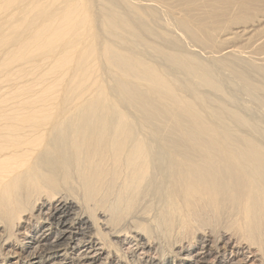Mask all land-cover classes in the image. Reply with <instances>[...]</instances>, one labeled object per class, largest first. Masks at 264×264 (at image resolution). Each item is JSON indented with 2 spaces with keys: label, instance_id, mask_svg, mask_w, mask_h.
<instances>
[{
  "label": "bare ground",
  "instance_id": "6f19581e",
  "mask_svg": "<svg viewBox=\"0 0 264 264\" xmlns=\"http://www.w3.org/2000/svg\"><path fill=\"white\" fill-rule=\"evenodd\" d=\"M101 1L100 15L94 0H0V264L15 250V264H264V142L244 129L264 131L216 81L264 93V34L208 64L183 40L213 53L204 15L264 0H149L171 18L157 36L129 20L157 10Z\"/></svg>",
  "mask_w": 264,
  "mask_h": 264
},
{
  "label": "rangeland",
  "instance_id": "374dc122",
  "mask_svg": "<svg viewBox=\"0 0 264 264\" xmlns=\"http://www.w3.org/2000/svg\"><path fill=\"white\" fill-rule=\"evenodd\" d=\"M101 0H94V4H95V6H96V8L98 9L99 8V13H100V15L102 14V11H101V9H100V7H101V5H102V1L100 2ZM140 1V2H139ZM106 2H110V4H111V6H112V9L115 11V10H117V11H119V12H121V13H123V14H125L126 15V18H128L129 16H130V14H131V12L130 13H128V12H126L128 9H129V7L130 6H132L133 4H135V5H139L140 7H146V5H149L148 7H146L148 10H149V8L150 9H154L155 11L157 10L158 12H155L156 14L154 15V17L155 18H149V17H147V21L146 22H142L141 20H139L138 19V17H136L134 14H133V16L131 17V18H129V20L131 21V24L132 25H134V26H136V27H138V26H142L143 27V33L147 36L149 33H150V35H152L153 33H155L156 34V36H157V33H156V29H157V27H156V25L154 26V24H153V19H154V21L155 20H158V18H161V19H159V20H163V21H170L171 20V18L170 19H167V17H169V15H167V13H165V12H163V10L161 9L162 7H163V4H161V6H160V4H158L157 2H155L154 4H153V2L154 1H147V0H107ZM112 2V3H111ZM133 2V3H132ZM147 2H148V4H147ZM150 2H152V4L150 3ZM151 5H150V4ZM214 3L216 4V5H218L219 4V6L221 5V3L220 2H217V0H215L214 1ZM109 4V3H108ZM132 4V5H131ZM155 4L157 5L156 7H155ZM142 5V6H141ZM161 7H159V6ZM100 6V7H99ZM111 6H109V7H111ZM159 7V8H158ZM262 8V7H261ZM261 8H257V9H250V10H247L246 12L244 11V10H242L241 12H239L240 14H238L237 12H234V13H226V14H224V12L222 13V12H220V10H219V7L217 8V10H214V11H209V13H207V14H205L204 16H206V18L207 17H209V16H214L215 14V17H213V20L214 21H216V22H213V24L211 25V33H212V35L214 34V33H217V34H215L216 36H210V38H208L207 36H204L202 39L205 41L204 43V45L206 46V44H208V43H206L207 41L206 40H208V42H212L210 45H215V47H216V50H215V52H210V50H208V49H203V48H201L200 46V44L198 43V45L195 43V41L193 42L192 40H191V38L189 39L188 37V41L186 40V37L183 39L184 40V45H185V47L190 51L191 50V52H194L195 53V51L198 53V55L201 57L202 56V59L204 60V62L206 63V64H208L209 62H211V63H215V62H213L212 60H213V58H214V60H215V58H221V57H224L228 52H225L224 53V51H226L225 50V48L227 47V46H229V45H232V46H234V47H232V48H234V49H237V48H239L238 49V52L239 53H241L242 51H245V52H248V51H251L254 47H257L256 48V51L258 52V49L259 50H261V52L263 51V49H261V47L264 45V40L263 41H261V39H260V41H259V44L257 45V46H252V44L254 43V41H256V39L258 38L259 39V36H262V34H264V27H262V26H264L263 25V23H264V21H261L262 20V18H264L263 16H264V9H261ZM131 9V8H130ZM260 9V10H259ZM145 10V9H144ZM159 10H160V12H159ZM259 10V11H258ZM131 11H132V13L134 12L132 9H131ZM217 11V12H216ZM253 11V12H252ZM256 13H255V12ZM258 11V12H257ZM248 12V13H247ZM261 12V13H260ZM163 13H164V15H163ZM221 13V14H220ZM237 13V14H236ZM255 13V14H254ZM263 13V15H261ZM161 14V15H160ZM221 16H220V15ZM222 14H224V15H222ZM166 15H167V17H166ZM229 15V16H228ZM230 15H232V16H230ZM236 16L237 15V20H238V22H237V20H236V18L234 17L233 18V16ZM243 15H244V17H243ZM250 15V16H249ZM252 15H254V17L252 16ZM259 15V16H258ZM219 16V17H218ZM228 16V17H227ZM239 16H241V17H243L242 18V20L243 21H240L239 20V18H241V17H239ZM162 17H166L165 19L163 18L162 19ZM227 17V18H226ZM231 17V18H230ZM249 17H252L253 19H251V18H249ZM257 17V18H256ZM216 18V19H215ZM230 18V19H229ZM218 19H221V20H218ZM229 19V20H228ZM231 19H232V21H231ZM257 19V20H256ZM258 19H259V21H258ZM158 20V21H159ZM218 20V21H217ZM247 20V21H246ZM255 20H256V22H255ZM228 21V22H227ZM235 21V22H234ZM218 22V23H217ZM221 22V23H220ZM233 22V23H232ZM246 22L247 23H255L258 27H259V29L256 27V29L255 30H257V31H253L251 34L250 33H246V34H244L243 35V33L242 34H239L240 35V38L239 37H237L238 35H231L230 36V34H227V32H229L230 31V29L231 28H233L234 27V25L235 26H238V25H241V24H246ZM259 22V23H258ZM143 23V24H142ZM238 23H240V24H238ZM261 23V24H260ZM238 24V25H237ZM260 24V25H259ZM154 26V27H153ZM214 26H215V28H214ZM216 26H219L220 28H222V27H224L223 29H220L219 27H216ZM228 26V27H227ZM135 27V28H136ZM159 27L160 28H164V26L163 25H161V24H159ZM230 27V28H229ZM217 28V29H216ZM227 28H229V29H227ZM101 29H102V27H101ZM227 29V30H226ZM262 29V30H261ZM232 30V29H231ZM102 31L103 30H101V33H102ZM214 31H216V32H214ZM221 31V32H220ZM223 32V33H222ZM261 33V34H260ZM220 34V35H219ZM222 34V35H221ZM224 35V36H223ZM226 35V36H225ZM245 35H246V37H245ZM252 35V36H251ZM233 36H234V38H233ZM228 37V38H227ZM242 37V38H241ZM244 37V38H243ZM157 38V40L159 41V43H162V40L163 39H161L159 36L158 37H156ZM212 38V39H211ZM214 38V39H213ZM223 38H225V39H223ZM230 38H232V39H230ZM216 39V40H215ZM220 39V40H219ZM237 39V40H236ZM255 39V40H254ZM219 40V41H218ZM226 40H228V41H226ZM232 40H234V41H232ZM254 40V41H253ZM224 41H226V42H224ZM240 41V42H239ZM253 43H252V42ZM198 42H199V40H198ZM201 42H203V41H200V43ZM214 42V43H213ZM131 43H132V41L129 43V45H131ZM186 43V44H185ZM191 43V44H190ZM209 44H208V46H209ZM239 44H241V45H239ZM190 45V46H189ZM196 45V46H195ZM200 45V46H199ZM203 45V44H202ZM203 45V46H204ZM217 45H218V47H217ZM192 46H194V47H192ZM237 46V47H236ZM240 46V47H239ZM243 46V47H242ZM261 46V47H260ZM231 46H229L228 48H230ZM194 48H195V50H194ZM221 48H223V49H221ZM247 48H249V50H246ZM197 49V50H196ZM127 50H128V52L130 53V54H132L133 52L132 51H130L129 49H128V47H127ZM208 50V51H207ZM217 50H219V51H217ZM220 50H221V53H220ZM223 50V51H222ZM203 51V52H202ZM207 52H210V53H207ZM219 52V53H218ZM219 54L220 56H218V54L217 55H215V54ZM211 54H213V55H211ZM222 54V55H221ZM223 54H225V55H223ZM208 57V58H207ZM207 58V59H206ZM212 58V59H211ZM237 58V57H236ZM161 59V58H160ZM232 59V58H231ZM223 60V59H222ZM249 62H252V61H249ZM259 62V63H258ZM256 61V62H252V64L255 66H258L259 64H260V62L261 61ZM258 63V64H257ZM261 63H264V62H261ZM260 66H262V67H264V64L262 65H260ZM228 72V71H227ZM226 73V71H222V73H220V75H217L216 76V81H218V83L220 84V85H222L223 86V88H224V91H223V93H226V95H221V97H222V100H223V102H225L226 103V105H227V107H229V108H231V109H233V110H237V111H239V112H241L242 114H246L247 115V117L248 118H250L251 120H254V121H259V125H257L256 127L257 128H259V129H261V130H263L264 131V93L261 91V90H259L258 92H255V93H245V91L243 90V86H247L243 81H241V79L240 78H238L236 75H234V74H225ZM228 75V76H227ZM262 76V71L261 70H258V73H254V72H251V73H249V77H250V79L253 81V83L254 84H258L259 82V78ZM114 82H115V79L112 77V78H110L109 80H108V82H107V85H109V88H110V90H111V92L112 93H114V94H116L117 95V93H116V91H115V89H117V86L114 84ZM229 88H230V90H229ZM206 92H208V93H210V95L212 94V92H210V90H207ZM231 93V94H230ZM218 96V94H216V97ZM214 106H218L217 105V103H214L213 104ZM212 118H214V117H212ZM233 123H235V120H234V118H233V121H232V124ZM235 127H233V128H235L236 130V132L237 131H246V132H252V133H250V134H253V136L255 137V138H257L259 141H262V142H264V137L262 136V134L260 133H257V132H254V130H250V129H248V128H245L244 130H239V129H237V126H236V123H235V125H234ZM211 164H215V165H217V167H218V169H219V171L220 172H222V169L223 170H225L224 171V173L225 174H230L231 173V170H235V168H236V165H235V163L233 162V160H231L230 158H228L227 157V159H225L224 161H222V160H220V157H218V158H215V157H213V159H212V161H211ZM36 232H39V230L38 231H36ZM36 232H35V234H36ZM34 234V233H33ZM124 249H125V251L124 252H126L127 250H129L130 249V247H128V245H126L125 247H124ZM123 249V250H124ZM15 251H17L16 252V254L15 255H13L12 257H11V259H10V262H8L9 264H15V262H16V260H18V258H17V255L18 254H20V253H22V252H20L19 250H15ZM128 252V251H127ZM23 255V254H22Z\"/></svg>",
  "mask_w": 264,
  "mask_h": 264
}]
</instances>
